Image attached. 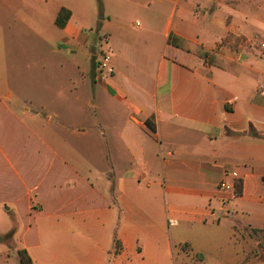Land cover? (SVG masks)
<instances>
[{"label": "crops", "instance_id": "0c3cea01", "mask_svg": "<svg viewBox=\"0 0 264 264\" xmlns=\"http://www.w3.org/2000/svg\"><path fill=\"white\" fill-rule=\"evenodd\" d=\"M109 2V23L125 26L129 12L147 21L143 51L135 52L145 63L134 56L131 66L145 80L135 84L125 75L117 64L123 52L105 31L110 77L94 83L125 119L114 113L110 129L72 131L93 133L96 141L111 137L113 156L130 158L123 170L111 168L112 177L40 136L31 125L46 121L28 105L50 109L44 101L53 100L54 85L50 66L28 52L48 45L54 61L55 45L96 47L81 14L94 0H0V218L10 219L0 237L12 235L0 242L5 264H21L20 252L27 264H186L191 254L205 264L211 253L248 263L249 232L264 230V50L240 39L255 40L262 11L241 14L224 0ZM63 9L71 15L59 28ZM171 35L184 48L171 45ZM94 68H82L83 83ZM21 71L35 78L27 94ZM86 86L76 101L89 106L98 91ZM222 182L236 186V200L225 199Z\"/></svg>", "mask_w": 264, "mask_h": 264}, {"label": "rangeland", "instance_id": "374dc122", "mask_svg": "<svg viewBox=\"0 0 264 264\" xmlns=\"http://www.w3.org/2000/svg\"><path fill=\"white\" fill-rule=\"evenodd\" d=\"M103 1L104 6L101 2ZM231 8L238 10L241 14H251V10L259 9L261 12V17L264 21V0H224ZM110 5L109 0H94V8H82L83 18L88 22L89 26H86V32L91 36L96 38L98 42L96 47L88 46L87 49L79 50L78 48L70 47H60L55 45L54 49L56 54L54 61H51L47 58L51 56L50 46L48 45H39L36 48L33 46L32 57L36 55V60L39 59V64H44L50 66L46 72L49 73L48 80L49 85L53 82V100H49V103H44L49 106L50 109H42L38 107L40 102H34L33 105L30 103L29 108L34 113L40 114V119L46 121L43 125L34 124L31 125L32 129L36 130L38 134L46 139H48L55 148L60 150H66V147L69 146L71 149L76 150L82 155V158L93 168L99 171H110L114 166H118L121 170L130 165V158L122 157L117 158L113 156L114 153V144L116 142L111 140L110 131H107V134L110 138L108 140L96 141L91 136L93 133H90L88 136H81L78 133H74L72 130L81 129V127H87L89 129H94L97 125L98 127H103L105 129H110V118H114L115 114L118 113L123 116L122 119H125L124 112L120 109H116L111 103L112 99H105L101 97V90L98 85H95V68L102 61L103 55H110V48L106 40V36L103 35L107 31L111 35V40L116 41L115 50L119 53L123 52L124 60L120 59L117 64L122 67V70L125 72L128 78L133 80L135 84H141L145 80V76L140 73L133 74V68L131 67L134 62L143 64L145 60L143 57L138 54L136 56V49L143 51L145 45V37L147 36V21L143 15H137L135 12L124 13V25L115 23L112 21L109 23V19L112 18L110 14ZM80 14V16H81ZM235 16V12L232 16ZM105 17V20H100ZM138 22L141 28H136L134 24ZM258 28V27H256ZM254 32L253 37L255 40L248 42L246 38H241L240 41L246 47H257L260 50H264L263 34L264 25L261 28H258ZM118 49V50H117ZM113 50V52L115 51ZM94 53V54H92ZM94 55V56H92ZM135 60L133 62V57ZM34 60V58H33ZM214 60V59H213ZM95 63L93 78L92 75L85 79V83L82 82L84 75L82 73V68L89 67ZM112 63L110 61L109 67ZM211 63H214L211 61ZM80 66V69H77ZM52 69V70H51ZM110 71H105L107 79L110 77ZM21 82L22 88H26L27 93L31 90L32 87V78L29 75L28 71H21ZM52 74V76H50ZM40 79V78H38ZM14 86V81L11 82ZM87 84V86H86ZM20 85V84H19ZM95 88L98 93L95 99L91 100V105H84L83 101H76L78 96L83 94L84 89L82 87ZM41 86V83H39ZM21 87V85H20ZM39 101V100H38ZM41 101V100H40ZM53 112L57 116L48 118V113ZM120 115V117H121ZM126 115V114H125ZM108 119V122H106ZM76 122V123H75ZM78 122L83 123L81 126L77 125ZM92 132V131H90ZM120 145V149L125 151V143L117 142ZM102 152V156L100 154ZM104 156V157H103ZM119 169V170H120ZM114 173L111 176L112 177ZM32 178V177H30ZM33 185V180L29 183ZM10 219L2 216L0 218V233L4 234L9 230ZM249 236L252 240L250 252L247 254L248 263H257L260 260L264 261V232L258 233L255 237L249 232ZM3 243V242H1ZM0 264H5V256L3 254V248L0 247ZM225 254L211 253L208 254L205 264H228L223 262L227 257ZM229 257L234 256L232 253H229ZM197 258V259H196ZM199 256L191 254V258L187 261L186 264H204L202 263ZM18 261L19 260L15 259ZM14 260H11V264H15ZM8 263V262H7ZM6 263V264H7ZM246 263V264H248ZM180 264V263H178Z\"/></svg>", "mask_w": 264, "mask_h": 264}, {"label": "built area", "instance_id": "2783aa9c", "mask_svg": "<svg viewBox=\"0 0 264 264\" xmlns=\"http://www.w3.org/2000/svg\"><path fill=\"white\" fill-rule=\"evenodd\" d=\"M264 46V45H263ZM111 61L110 55H103L102 61L95 68V79L100 82H104L107 79L105 71L111 70L109 67ZM110 73V72H109ZM220 191L225 194V199L228 202H232L239 197V192L234 184L222 182L219 186ZM169 226H176L177 222L175 220H169Z\"/></svg>", "mask_w": 264, "mask_h": 264}, {"label": "trees", "instance_id": "16d2710c", "mask_svg": "<svg viewBox=\"0 0 264 264\" xmlns=\"http://www.w3.org/2000/svg\"><path fill=\"white\" fill-rule=\"evenodd\" d=\"M70 15H71V13L68 10H66V9L61 10L59 15H58V18L56 20L57 26L59 28H64L67 21L70 18ZM169 43L175 47L184 48L182 45H180L179 39L176 36L171 35L169 38ZM147 124H148V126L151 125L149 121L147 122ZM251 133L253 136H255L257 138L263 137L256 130H252ZM262 232H264V230H254L252 235L255 237L258 233H262ZM11 236H12L11 234H8L4 237H0V242L7 241V240L11 239ZM20 256H21V264H27L28 262H30L29 258L27 257V255L24 252H20Z\"/></svg>", "mask_w": 264, "mask_h": 264}]
</instances>
